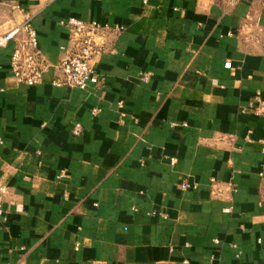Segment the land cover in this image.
Wrapping results in <instances>:
<instances>
[{"label":"crops","instance_id":"obj_1","mask_svg":"<svg viewBox=\"0 0 264 264\" xmlns=\"http://www.w3.org/2000/svg\"><path fill=\"white\" fill-rule=\"evenodd\" d=\"M26 17L45 69L16 83L0 47V264H264V1L0 0V36ZM68 17L100 25L84 89L52 84Z\"/></svg>","mask_w":264,"mask_h":264},{"label":"built area","instance_id":"obj_2","mask_svg":"<svg viewBox=\"0 0 264 264\" xmlns=\"http://www.w3.org/2000/svg\"><path fill=\"white\" fill-rule=\"evenodd\" d=\"M226 1L230 4H235L239 0ZM28 20V17H26L23 22L0 36V47H5L11 41L19 38V44L14 46L10 52L8 66L16 83L33 86L42 81L45 62L38 49L36 31ZM63 23L71 27L72 33L76 37L77 51L69 53L60 60L56 68L57 74L52 80V84L58 87L67 86L80 89H84L88 84H97L100 81V77L90 60L103 50L102 45L94 40V35L100 25L96 21L87 22L76 17H68ZM114 28L117 30L118 27L115 26ZM21 35H24V37H20ZM224 67L229 68L230 61H225ZM140 77L143 82H147L150 73H141ZM98 111V108H93L91 112L95 114ZM81 132L82 125L78 122L75 123L71 128V133L76 136ZM263 171L264 165L261 166L260 175H262ZM180 187L181 189H186L195 187V185L182 183ZM6 194L7 187L0 182V217L3 215L2 205Z\"/></svg>","mask_w":264,"mask_h":264}]
</instances>
